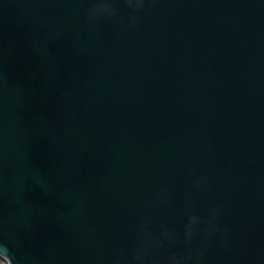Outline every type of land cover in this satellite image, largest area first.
<instances>
[{
    "label": "water",
    "instance_id": "water-1",
    "mask_svg": "<svg viewBox=\"0 0 264 264\" xmlns=\"http://www.w3.org/2000/svg\"><path fill=\"white\" fill-rule=\"evenodd\" d=\"M91 3L0 0V240L111 264L145 220L182 237L191 196L229 241L202 264H264V0H116L90 24Z\"/></svg>",
    "mask_w": 264,
    "mask_h": 264
},
{
    "label": "clouds",
    "instance_id": "clouds-1",
    "mask_svg": "<svg viewBox=\"0 0 264 264\" xmlns=\"http://www.w3.org/2000/svg\"><path fill=\"white\" fill-rule=\"evenodd\" d=\"M124 6L132 12H139L143 9L145 0H121ZM116 0H92L87 11V21L92 24L100 18L115 19L117 9L114 6ZM135 16L130 17L129 28L135 26ZM198 191L207 188V180L197 177L193 181ZM166 202L161 191L154 193L153 207H159ZM193 199L186 196L184 201L185 222L183 224L182 237L174 229L161 225L158 232L149 229L150 220H145L136 228L138 238L130 254H124L115 250L111 264H202L207 245L213 237H220V246L228 247L229 241L223 239L225 229L218 224V217L221 212L219 206L210 208L207 215L198 216L193 212ZM198 239V243L194 240ZM181 244L184 254H178L174 249ZM167 255H163V251ZM0 264H19L9 243L0 240Z\"/></svg>",
    "mask_w": 264,
    "mask_h": 264
}]
</instances>
